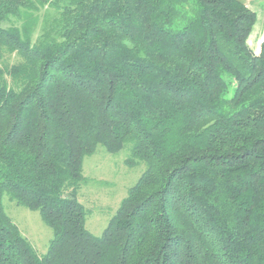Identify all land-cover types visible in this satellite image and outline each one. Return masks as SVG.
<instances>
[{"label":"trees","instance_id":"trees-1","mask_svg":"<svg viewBox=\"0 0 264 264\" xmlns=\"http://www.w3.org/2000/svg\"><path fill=\"white\" fill-rule=\"evenodd\" d=\"M243 0H0V264H264V36ZM97 146L143 172L98 237ZM53 232L38 256L2 198Z\"/></svg>","mask_w":264,"mask_h":264},{"label":"rangeland","instance_id":"rangeland-1","mask_svg":"<svg viewBox=\"0 0 264 264\" xmlns=\"http://www.w3.org/2000/svg\"><path fill=\"white\" fill-rule=\"evenodd\" d=\"M252 5L256 21L248 42L258 52L264 36V0H252ZM128 160L127 148L118 153H108L101 146H97L92 154L83 158L84 181L77 199L85 210V229L92 236L102 234L128 190L143 172V164L138 161L128 163ZM1 202L3 211L17 226L21 235L28 240L38 256H44L53 232L42 221L38 211L16 205L7 195L3 196Z\"/></svg>","mask_w":264,"mask_h":264},{"label":"crops","instance_id":"crops-1","mask_svg":"<svg viewBox=\"0 0 264 264\" xmlns=\"http://www.w3.org/2000/svg\"><path fill=\"white\" fill-rule=\"evenodd\" d=\"M245 1H246L247 6L252 9V6H253L252 0H245Z\"/></svg>","mask_w":264,"mask_h":264}]
</instances>
